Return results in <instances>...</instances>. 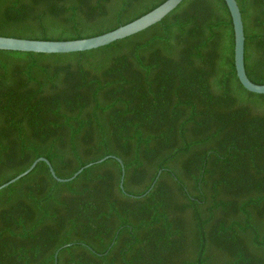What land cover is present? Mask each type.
Listing matches in <instances>:
<instances>
[{
    "label": "trees",
    "instance_id": "obj_1",
    "mask_svg": "<svg viewBox=\"0 0 264 264\" xmlns=\"http://www.w3.org/2000/svg\"><path fill=\"white\" fill-rule=\"evenodd\" d=\"M163 1L0 0V34L93 36ZM237 3L264 83V0ZM39 156L91 164L0 188V264H264V92L225 0L120 49H0V184Z\"/></svg>",
    "mask_w": 264,
    "mask_h": 264
},
{
    "label": "water",
    "instance_id": "obj_2",
    "mask_svg": "<svg viewBox=\"0 0 264 264\" xmlns=\"http://www.w3.org/2000/svg\"><path fill=\"white\" fill-rule=\"evenodd\" d=\"M230 10L233 28H234V63L237 76L242 85L250 91L264 92V83H256L252 81L245 70L244 65V25L241 11L237 0H225ZM190 0H164L156 7L140 15L139 17L122 24L112 30L82 38L74 39H33L25 37H16L0 34V49L14 50H30L41 52H68L79 53L109 49H120L125 45L135 41L136 39L146 35L147 33L157 29L165 22L176 16L189 6ZM106 156L101 157L98 161L103 160ZM44 160L48 165L52 175L60 180L65 181L76 176L85 166L77 169L69 177L58 176L50 161L39 156L23 171L0 184V188L6 186L10 182L15 181L20 176L30 171L37 161ZM120 160V159H119ZM122 186V182L120 183Z\"/></svg>",
    "mask_w": 264,
    "mask_h": 264
}]
</instances>
